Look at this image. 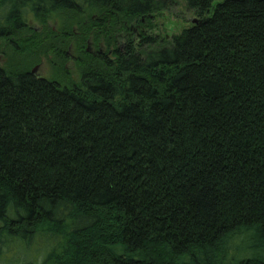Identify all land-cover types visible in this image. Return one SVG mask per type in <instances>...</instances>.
<instances>
[{
    "label": "trees",
    "instance_id": "1",
    "mask_svg": "<svg viewBox=\"0 0 264 264\" xmlns=\"http://www.w3.org/2000/svg\"><path fill=\"white\" fill-rule=\"evenodd\" d=\"M175 1L0 0V253L51 243L12 264H264V0H182L166 42Z\"/></svg>",
    "mask_w": 264,
    "mask_h": 264
},
{
    "label": "rangeland",
    "instance_id": "2",
    "mask_svg": "<svg viewBox=\"0 0 264 264\" xmlns=\"http://www.w3.org/2000/svg\"><path fill=\"white\" fill-rule=\"evenodd\" d=\"M196 18L197 16L187 8L182 0H176L170 10H165L162 15L155 16L152 21L156 23L154 30L158 33H161V35H165L167 40L166 42H168L173 34L178 33L183 27L191 24L192 20ZM57 20L58 16H52L48 20L49 25L56 26ZM27 22L29 26L39 28L38 30H40V22L35 20L33 17L30 16ZM87 47H90V45ZM69 50L72 55L75 54L73 48ZM3 52L9 56V47L5 44V40L0 41V62L5 64L6 57L2 55ZM74 58L75 57H72L70 54V56L66 57L62 63L63 67L66 69V71H68V77L70 80H78L80 75ZM36 65L38 66L36 73H38L39 76L45 78H59L62 76V73H58V68L56 67V58L51 52L48 56L41 55L40 62L33 64L30 67V70ZM18 239L19 240H13V242H11L12 245L9 244L10 246L6 247V249H3V251L0 253V255L3 256V259H5L6 264H12L19 260H29L34 256V254H36L37 251L42 249L45 250L51 245V243L48 242L46 238L41 239L40 245H38V243L35 241L28 243L25 242L24 239ZM249 246L251 245L250 243H247L246 239L235 242L231 252L234 260L241 259L246 254H250L251 251L249 250ZM0 264H3L2 260H0Z\"/></svg>",
    "mask_w": 264,
    "mask_h": 264
},
{
    "label": "flooded vegetation",
    "instance_id": "3",
    "mask_svg": "<svg viewBox=\"0 0 264 264\" xmlns=\"http://www.w3.org/2000/svg\"><path fill=\"white\" fill-rule=\"evenodd\" d=\"M121 37H122V33H121V31H119L118 34H117V36H116V38H117V41H116V42H117V43H119V42L121 41ZM90 44H91V42L89 41V42H88V45H90ZM94 49H95V48L87 47V50H89V51H91V52L94 51ZM98 51H99V52H104L105 49H104V47L102 48V47L99 46ZM109 51H110V50H109ZM34 74H35V75H38V73H36V72H35Z\"/></svg>",
    "mask_w": 264,
    "mask_h": 264
},
{
    "label": "water",
    "instance_id": "4",
    "mask_svg": "<svg viewBox=\"0 0 264 264\" xmlns=\"http://www.w3.org/2000/svg\"><path fill=\"white\" fill-rule=\"evenodd\" d=\"M192 22H194V23L197 22V19L192 20ZM37 68H38V66L36 65L33 69L30 70V73L34 74L36 72Z\"/></svg>",
    "mask_w": 264,
    "mask_h": 264
}]
</instances>
